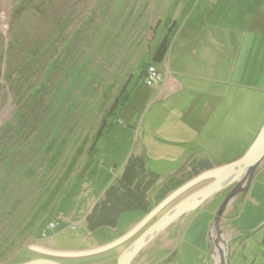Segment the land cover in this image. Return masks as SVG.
<instances>
[{"label": "rangeland", "instance_id": "1", "mask_svg": "<svg viewBox=\"0 0 264 264\" xmlns=\"http://www.w3.org/2000/svg\"><path fill=\"white\" fill-rule=\"evenodd\" d=\"M225 1H221L223 15L241 16L236 13L237 0L231 4L232 11L226 8ZM249 1L251 6V0H243L242 15ZM260 1L264 4V0ZM197 2L0 0V264L37 260L117 264L123 250L150 224L206 185L200 183L181 194L132 239L109 253L78 260L52 259L29 249L80 252L110 244L177 189L161 194L157 202L151 192L164 190V184L150 185L154 174L167 181L175 167L171 158L181 154L158 147L162 143L158 128L168 126L171 113H180L175 97L159 92L165 77L159 64L162 61L153 60L158 52H153L160 38L158 49L163 41L166 53L172 49V35L179 25L175 23L177 27L168 34L174 24L170 20L185 23ZM255 4L252 2V8ZM248 13H253L251 8ZM52 19L60 20L61 25L56 27L63 26L62 30L54 33L57 29L52 27ZM244 23L239 27L240 31L244 29L243 36L248 29ZM188 24L176 37L187 36L191 26ZM49 35L53 40L47 44ZM252 37L248 31L246 38L234 40L239 53L232 81H227L224 58L230 54L224 44L215 53L214 67L205 59H195L203 70H215L216 78L223 82L216 87L222 99L217 118L212 119L200 142L207 138L200 153L214 167L241 158L255 128L264 121V37ZM25 45H34L28 50L37 52L33 54L35 64L27 62L29 68L25 64L23 69H16ZM196 46L185 53L190 52L191 57ZM54 55L56 63L48 67ZM150 67L156 70L151 87L146 83ZM12 79L18 81L17 93L8 84ZM130 167H134L137 177L130 185L120 184L118 197L123 198V192L130 188L139 194L138 202L131 203L134 207L141 202L149 204L143 213L135 210L122 214L115 228L102 226L90 231L86 217L95 204L100 205L104 199L110 201L107 196L100 198L117 178L122 177L123 183ZM194 178L195 175L190 181ZM228 190L220 191L193 213L172 222L131 264H212V258L219 254L216 247L208 250V229ZM222 227L228 241L227 264H264V162L247 193L239 195L230 207ZM169 230L168 236L165 233ZM220 247L224 248L221 242ZM173 249L176 256L166 260Z\"/></svg>", "mask_w": 264, "mask_h": 264}, {"label": "crops", "instance_id": "2", "mask_svg": "<svg viewBox=\"0 0 264 264\" xmlns=\"http://www.w3.org/2000/svg\"><path fill=\"white\" fill-rule=\"evenodd\" d=\"M221 1L222 0H211V3L208 2L210 3V5L206 6V4L208 3H205L202 0H198V2L191 9V12L188 13L186 17L187 21L185 23H182L180 20H177L175 18L170 20L171 22L174 21V24H172V27H169L170 31L168 32V34L172 31L171 28H174L176 25H179V28L176 29L174 31V34L172 35V49H170L165 54L162 62L159 63L164 71L165 77V80L159 92L161 94L165 93L166 95H170V97H175L176 109L178 110L180 115L175 113L176 116H174L171 113V118H169L170 122L168 126H166V128H158L157 130L162 135V139H160L162 143H159L158 147H162V150H166L167 148H169L170 150H178V152L181 151L180 155L176 157L173 156L171 158L175 167L172 171L169 172V177L171 176V174L176 172V170L181 166L182 163H184V161L188 159V156L190 154L192 155L190 160L191 165L189 164V166L197 165L202 160L203 155L200 153V151L204 148L202 146L203 143L207 142V138L204 139L203 143L200 142L204 137H206L208 125L211 123L212 119L217 118L215 114L218 113L219 106L222 103V99H220V95L219 93H217L216 87L221 83L223 84V82H220L216 78L214 74L215 70L214 73L212 72V70L209 72L203 70L199 66L200 63L198 61H200V59H205L211 67H214L215 53L219 52V47L224 44L227 48L228 54H230L228 58H224L227 59L228 66L227 81L229 80L228 78H230V81H232V71H235L236 69L239 53L238 43L237 41L234 42V40H237V38H246L248 31L253 34L252 40L255 36L260 39L264 37V4H261L260 0H251L253 3H256L253 8L252 2L251 6L250 1L247 2V8L243 15H248H246L244 19H239V17L243 16V7H240L242 4H244L243 0L240 3L237 0L236 13L238 12L241 15L237 18H233L231 16L226 17V13V15L222 14V11H220V8H223V6L221 5ZM201 2L202 6L199 8V4ZM224 4L226 5L227 9H230L231 4H233V0H226ZM181 7L182 6H180V8ZM249 8H251V10L253 11L252 14L248 13ZM198 14H200L199 17H197ZM189 22L191 26H189L188 28L189 31L187 33V36L176 37L180 34L182 27L188 26ZM222 22H224L226 25H224ZM243 23L246 24L248 28L246 29V35L244 36L242 33L244 29L240 31L241 29L239 28ZM198 27H200L201 30L199 29L198 31ZM162 34L160 35V37L162 36ZM161 40L162 38L157 40L156 48L153 52L154 54L157 52L156 50L158 49V44ZM194 42L195 44H197V46L192 51V56L190 57V52L189 54H186L185 50H190L191 46H195ZM175 44H177V48L173 49ZM258 48L259 44H257L256 46V49ZM232 53H234V57ZM196 58L198 59V61L195 60ZM158 59V56H155L153 60L157 61ZM227 81L225 84H227ZM231 83L232 82H230L229 85H231ZM173 123H175L176 125ZM263 124L264 121L261 122L257 128H255L256 132L251 138L247 147L250 146L251 142H253V140L257 136L258 130ZM233 160L235 159L225 161L223 164H227L229 162H232ZM190 171L191 170L188 169L183 174L172 178L171 180L168 179L167 181L161 180V177L157 175L159 179L157 180V182H155V185L158 183L164 184V190L161 191L160 189L159 191H151L155 201L157 202L160 200L161 194L162 196H164V193L168 190H174L181 187L186 182L190 181V179L194 177V175L196 176L199 173L197 172L191 174ZM141 204L145 208L149 203L141 202ZM138 211L142 213V210L139 209ZM195 216L196 214L193 217ZM85 225L87 228L86 223ZM132 227H134V225ZM132 227L126 230L121 236L129 232ZM174 231H172V233ZM165 234L169 236L170 230L166 231ZM116 239L117 238H114L113 240ZM104 244L103 246H105ZM162 259L163 258H161L160 261H162Z\"/></svg>", "mask_w": 264, "mask_h": 264}, {"label": "water", "instance_id": "3", "mask_svg": "<svg viewBox=\"0 0 264 264\" xmlns=\"http://www.w3.org/2000/svg\"><path fill=\"white\" fill-rule=\"evenodd\" d=\"M182 169L173 173L168 179L177 177L186 166L189 165V157ZM264 162V125L248 147L245 154L238 160L214 167L209 159L203 156L200 163L191 168V173L201 172L196 178L177 188L166 197L156 208L147 214L132 230L115 240L114 242L91 251L80 252H52L37 247L29 249L38 252L49 258H74L78 260L90 256H99L109 253L121 245L127 243L133 236L142 230L150 220H152L162 209L172 204L181 194H184L200 183H207L203 188L194 192L178 204L171 206L166 214L150 224L134 241L122 252L117 260V264H131L136 256L149 244V242L160 232L166 230L168 226L184 215L193 213L208 200L216 196L220 191L229 188L226 197L221 202L217 212L208 229V250L215 248L218 256L212 258V264H227V236L223 232L222 223L230 207L240 195H245L249 190L256 171ZM220 242L224 248L220 247ZM213 250V249H212ZM214 252V251H212ZM214 256V253H213ZM173 258V257H172ZM25 264H58L51 260H37Z\"/></svg>", "mask_w": 264, "mask_h": 264}, {"label": "trees", "instance_id": "4", "mask_svg": "<svg viewBox=\"0 0 264 264\" xmlns=\"http://www.w3.org/2000/svg\"><path fill=\"white\" fill-rule=\"evenodd\" d=\"M52 20H53L52 27H54V26L56 27V25H61L59 23L60 20L59 21H57L56 19L55 20L52 19ZM58 27H56L57 31H55L54 33H57L60 30H62L63 26L59 27V28ZM52 38H53V36L50 37V35L46 38L47 39V41H46L47 44L49 43L48 40H50V41L53 40ZM54 41H56V40H54ZM165 43L166 42L163 41L162 42V46L160 47V49L157 50L158 53L156 52L157 53L156 56H158V58H159L157 60V62H161L162 59H163V56L166 54V49L163 47V44H165ZM54 44L55 43H53V45ZM33 46H31V47L28 46L29 48H27L26 45L24 46V51L21 52L22 56L20 58H18L17 59L18 61L15 63V68L16 69L18 67L20 69H23V66L25 64H26V67L29 68L28 65H27V62L28 63L31 62V64L32 63L35 64V60H34L33 54L34 53L36 54L37 52H34L32 50H31V52L29 51L31 48H33ZM47 54H48V52H47ZM47 54H45V55H47ZM55 55L52 57V59L48 63V67H52L53 65H55V63H56L55 58H54ZM29 57H30V60L26 61V59L29 58ZM25 61H26V63H25ZM22 63H24V64L21 65ZM17 83H18V81L14 80V79H12V80H10L8 82V84H10V87H12L13 90L14 89L16 90V93L19 90V89L15 88V85H17ZM31 95H30V98H31ZM140 165H142V167H140ZM140 165H139V167L145 172L146 170L144 169V165L143 164H140ZM127 169H128L127 173L129 174L128 177H130L132 179H130V181H128V179H127L128 177L127 178L124 177L123 183H122V179H121L122 177L117 179L116 182L113 185H111V186H109L107 188V190L105 191L104 195L100 198V199H103V198H106V196H107V197H109L110 201L104 199L101 202L100 205L95 204V206L93 207V210H92L93 212L89 216L86 217L87 224H88V229L90 231L96 230V229H98V228H100L102 226H109V227L115 228L119 217L124 212L131 211V210H139L140 209V210H142V213H143V211L145 210L146 207L144 208V206L141 203L140 204L137 203V205H135V207H134L133 204H131V203L138 202L137 201V196H139V194L136 195L137 192H135V194H134L133 190L132 189L130 190V188H127L126 191L123 192V194H122L123 198H119L118 197L117 192H118V188H121L120 184H122L123 187H125L126 184L130 185L131 181L133 180V178L137 177V175L135 174V171H134V167L133 168L130 167V168H127ZM154 176H155L154 177L155 180L150 183L151 186H153L155 184V181H157L159 179V177L157 175L154 174ZM263 242H264V239H263Z\"/></svg>", "mask_w": 264, "mask_h": 264}, {"label": "built area", "instance_id": "5", "mask_svg": "<svg viewBox=\"0 0 264 264\" xmlns=\"http://www.w3.org/2000/svg\"><path fill=\"white\" fill-rule=\"evenodd\" d=\"M156 76V70L152 67L149 68V77H148V80H147V86H154V80H155V77Z\"/></svg>", "mask_w": 264, "mask_h": 264}, {"label": "flooded vegetation", "instance_id": "6", "mask_svg": "<svg viewBox=\"0 0 264 264\" xmlns=\"http://www.w3.org/2000/svg\"><path fill=\"white\" fill-rule=\"evenodd\" d=\"M199 163H200V162H199ZM193 166H195V165H193ZM193 166H189V165H188V166H187V169H183V171H182L179 175L183 174V173L186 172L188 169L191 170V168H192ZM190 172H191V171H190ZM197 172H199V171H196L195 173H197ZM200 173H201V172H199V174H200ZM191 174H194V173H191ZM179 175H178V176H179ZM197 176H198V174L195 176V178H196ZM206 184H207V183H206ZM136 225H137V224H136ZM136 225H135V226H136ZM135 226H134V227H135ZM134 227H132L131 230H132ZM127 233H128V232H127ZM174 250H175V249H173V250L169 253L168 258H167L166 260H169V259H170V256H176ZM123 251H124V250H123Z\"/></svg>", "mask_w": 264, "mask_h": 264}, {"label": "bare ground", "instance_id": "7", "mask_svg": "<svg viewBox=\"0 0 264 264\" xmlns=\"http://www.w3.org/2000/svg\"><path fill=\"white\" fill-rule=\"evenodd\" d=\"M148 76H149V75H148ZM147 78H148V77H147ZM156 207H157V206H156ZM156 207H155V208H156Z\"/></svg>", "mask_w": 264, "mask_h": 264}]
</instances>
